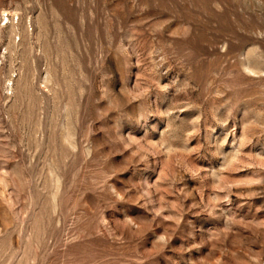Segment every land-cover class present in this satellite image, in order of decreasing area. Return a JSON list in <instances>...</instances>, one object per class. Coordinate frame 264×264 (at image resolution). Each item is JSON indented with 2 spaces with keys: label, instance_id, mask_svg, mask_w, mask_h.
Returning a JSON list of instances; mask_svg holds the SVG:
<instances>
[{
  "label": "rangeland",
  "instance_id": "1",
  "mask_svg": "<svg viewBox=\"0 0 264 264\" xmlns=\"http://www.w3.org/2000/svg\"><path fill=\"white\" fill-rule=\"evenodd\" d=\"M0 264H264V0H0Z\"/></svg>",
  "mask_w": 264,
  "mask_h": 264
}]
</instances>
